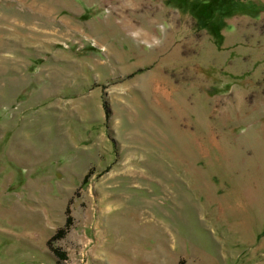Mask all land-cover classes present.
<instances>
[{
	"label": "rangeland",
	"instance_id": "1",
	"mask_svg": "<svg viewBox=\"0 0 264 264\" xmlns=\"http://www.w3.org/2000/svg\"><path fill=\"white\" fill-rule=\"evenodd\" d=\"M0 264H264V0H0Z\"/></svg>",
	"mask_w": 264,
	"mask_h": 264
}]
</instances>
